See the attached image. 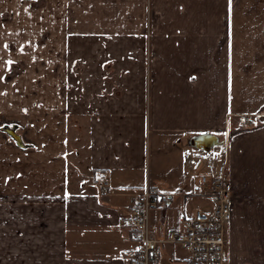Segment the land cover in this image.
I'll return each mask as SVG.
<instances>
[{
    "label": "crops",
    "instance_id": "crops-1",
    "mask_svg": "<svg viewBox=\"0 0 264 264\" xmlns=\"http://www.w3.org/2000/svg\"><path fill=\"white\" fill-rule=\"evenodd\" d=\"M89 2V63L47 81L25 140L0 138V264H125L122 219L144 184L171 199L150 213L164 240L216 160L225 264H264V0ZM175 248L158 264H187Z\"/></svg>",
    "mask_w": 264,
    "mask_h": 264
},
{
    "label": "rangeland",
    "instance_id": "rangeland-1",
    "mask_svg": "<svg viewBox=\"0 0 264 264\" xmlns=\"http://www.w3.org/2000/svg\"><path fill=\"white\" fill-rule=\"evenodd\" d=\"M89 1L0 0V138L5 142V127L15 128L25 140L28 116H41L46 108L48 80L56 86L58 75L72 76L71 67L89 63L90 44L80 37L91 28ZM195 175L209 174L200 168ZM189 204L203 210L211 202L198 198ZM175 252L186 256L178 248Z\"/></svg>",
    "mask_w": 264,
    "mask_h": 264
},
{
    "label": "built area",
    "instance_id": "built-area-1",
    "mask_svg": "<svg viewBox=\"0 0 264 264\" xmlns=\"http://www.w3.org/2000/svg\"><path fill=\"white\" fill-rule=\"evenodd\" d=\"M216 175H201L192 186L194 196L211 205L180 217L181 230L166 239H158L150 228V213L170 204V197L147 182L137 201L128 208L122 223L128 229L131 247L124 252L125 264H158L159 246H177L187 254V264H225V228L231 221V185L225 162L216 160ZM100 193H108V184H98Z\"/></svg>",
    "mask_w": 264,
    "mask_h": 264
},
{
    "label": "water",
    "instance_id": "water-1",
    "mask_svg": "<svg viewBox=\"0 0 264 264\" xmlns=\"http://www.w3.org/2000/svg\"><path fill=\"white\" fill-rule=\"evenodd\" d=\"M4 131H5L7 134H9L10 136L15 137V136L13 135V132H12L11 130L5 128ZM209 144H210V143L207 142V146H204L203 149H204V150L208 149V148H209Z\"/></svg>",
    "mask_w": 264,
    "mask_h": 264
}]
</instances>
